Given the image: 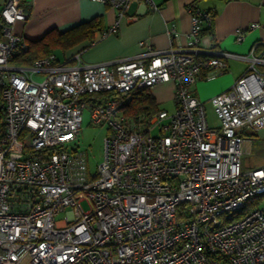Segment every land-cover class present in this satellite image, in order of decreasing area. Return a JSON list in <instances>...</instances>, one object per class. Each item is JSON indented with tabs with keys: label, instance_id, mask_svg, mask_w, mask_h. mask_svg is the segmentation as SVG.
Masks as SVG:
<instances>
[{
	"label": "built area",
	"instance_id": "obj_1",
	"mask_svg": "<svg viewBox=\"0 0 264 264\" xmlns=\"http://www.w3.org/2000/svg\"><path fill=\"white\" fill-rule=\"evenodd\" d=\"M93 1L113 6L121 19L133 2L152 0ZM27 19L23 0L4 2L0 264H264V162L244 166L242 159L252 155L253 139L262 138L264 148L259 44L246 55L202 56L210 16L196 8L184 47L146 44L137 58L96 64L80 53L65 62L51 53L23 65L14 59L29 42L12 26ZM227 57L249 65L212 98L220 120L214 128L190 87L225 73ZM163 82L174 86V111L125 113L132 91ZM100 92L114 95L87 100ZM86 109L90 124L108 128L95 174L75 144ZM155 127L158 135L151 134ZM66 208L69 215L58 221Z\"/></svg>",
	"mask_w": 264,
	"mask_h": 264
},
{
	"label": "crops",
	"instance_id": "obj_2",
	"mask_svg": "<svg viewBox=\"0 0 264 264\" xmlns=\"http://www.w3.org/2000/svg\"><path fill=\"white\" fill-rule=\"evenodd\" d=\"M5 1L0 0V12ZM23 2L28 19L16 21L12 29L28 40H37L53 29L61 32L97 16L102 17V30L96 32L92 40L86 39L64 52V62L77 53L81 54L83 62L92 64L134 59L146 50V44L159 50L170 46L184 47L191 31L192 11L196 8L210 16V21L203 23L199 45L202 56H214L219 51L246 55L254 44H259L258 51L264 53V0L135 1L121 19L113 6L93 0ZM117 21V30L109 32ZM253 23L258 26L252 28ZM238 31L243 32L241 40H237ZM55 54L61 60L56 51ZM226 61L228 66L222 76L211 80L203 77V81L190 87L196 97L211 101L214 95L229 89L249 65L244 58L227 57ZM149 91L159 106L174 101L171 82L159 83ZM208 101H204L205 105Z\"/></svg>",
	"mask_w": 264,
	"mask_h": 264
},
{
	"label": "trees",
	"instance_id": "obj_3",
	"mask_svg": "<svg viewBox=\"0 0 264 264\" xmlns=\"http://www.w3.org/2000/svg\"><path fill=\"white\" fill-rule=\"evenodd\" d=\"M102 17L97 16L89 21L82 22L68 30H50L43 37L37 40H28L29 48L22 55L16 57L14 62L23 65H30L38 58L55 54L57 48L65 50L77 45L78 43L90 39L92 40L96 32L102 30ZM56 55V54H55ZM114 95L113 92H100L93 94L87 100L91 103ZM131 101L124 106L125 113L135 115L140 113H153L161 109L155 97L147 88L134 90L131 92ZM89 97V96H88ZM4 105L0 88V115L3 114Z\"/></svg>",
	"mask_w": 264,
	"mask_h": 264
},
{
	"label": "rangeland",
	"instance_id": "obj_4",
	"mask_svg": "<svg viewBox=\"0 0 264 264\" xmlns=\"http://www.w3.org/2000/svg\"><path fill=\"white\" fill-rule=\"evenodd\" d=\"M76 46V45H75ZM74 47V46H73ZM72 48V47H71ZM71 48L65 50V53L69 52ZM56 52L60 55L59 57L61 58L62 61L65 59V54L64 50L62 48H57ZM224 74V73H223ZM223 74H220L214 78H218L222 76ZM43 75L41 74H35V79L37 81H42L43 80ZM203 80H199L201 82ZM235 83V82H234ZM233 83V84H234ZM232 84V85H233ZM224 92V91H223ZM222 93V92H220ZM218 93V94H220ZM216 94V95H218ZM214 95L213 97H215ZM212 97V98H213ZM201 101H208L200 98ZM160 108L163 109H168L169 111H174L175 110V102L173 100H169L163 104H160ZM206 108H207V119L211 127L217 128L220 126V120L214 110V106L212 101H208L206 103ZM90 117H89V110L86 109L83 115V123H82V129L81 133L79 134V137L75 140V144L79 147L80 150H86L88 154V161H89V170L91 174H95L97 172V167L99 163L103 159V149H104V139L108 135V128L104 124H97L93 123L90 124ZM152 135H158L159 134V127L153 128L151 131ZM262 138H255L253 139L251 144H248V147H250L253 151L252 155H244L243 156V164L244 166L247 165H254L256 163H261L264 161V148H263V143H262ZM82 206L85 208V210H88L90 208L89 204L87 201L82 202ZM69 208H66L64 211L58 213L56 215V219L60 222H62L68 215H69Z\"/></svg>",
	"mask_w": 264,
	"mask_h": 264
}]
</instances>
